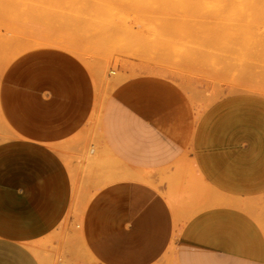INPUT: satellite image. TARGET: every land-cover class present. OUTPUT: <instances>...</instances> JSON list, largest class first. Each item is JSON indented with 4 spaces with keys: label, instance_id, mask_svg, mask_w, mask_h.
Here are the masks:
<instances>
[{
    "label": "crops",
    "instance_id": "0c3cea01",
    "mask_svg": "<svg viewBox=\"0 0 264 264\" xmlns=\"http://www.w3.org/2000/svg\"><path fill=\"white\" fill-rule=\"evenodd\" d=\"M0 113V264H52L75 222L73 264H264V89L144 64L104 96L45 48L10 67Z\"/></svg>",
    "mask_w": 264,
    "mask_h": 264
},
{
    "label": "rangeland",
    "instance_id": "374dc122",
    "mask_svg": "<svg viewBox=\"0 0 264 264\" xmlns=\"http://www.w3.org/2000/svg\"><path fill=\"white\" fill-rule=\"evenodd\" d=\"M263 1L0 0V88L17 59L52 48L79 60L104 96L144 64L214 91L264 89ZM7 133L0 113V137ZM44 245L52 251L43 260L77 263L79 222Z\"/></svg>",
    "mask_w": 264,
    "mask_h": 264
},
{
    "label": "bare ground",
    "instance_id": "6f19581e",
    "mask_svg": "<svg viewBox=\"0 0 264 264\" xmlns=\"http://www.w3.org/2000/svg\"><path fill=\"white\" fill-rule=\"evenodd\" d=\"M262 1V0H261ZM249 2V1H248ZM264 2V1H263ZM245 5V4H244ZM250 5V4H249ZM258 5V4H257ZM259 6H260V4H259ZM251 8V7H250ZM259 9H260V7H259ZM262 9V8H261ZM262 11V10H261ZM45 40V39H44ZM54 40V39H53ZM43 41V40H42ZM24 42V41H23ZM68 44V43H67ZM74 51V50H73ZM95 112V111H94ZM97 115V114H96ZM100 117V116H99ZM74 207V206H73ZM79 220V219H78Z\"/></svg>",
    "mask_w": 264,
    "mask_h": 264
},
{
    "label": "built area",
    "instance_id": "2783aa9c",
    "mask_svg": "<svg viewBox=\"0 0 264 264\" xmlns=\"http://www.w3.org/2000/svg\"><path fill=\"white\" fill-rule=\"evenodd\" d=\"M57 264H67V263H64V262H58Z\"/></svg>",
    "mask_w": 264,
    "mask_h": 264
}]
</instances>
